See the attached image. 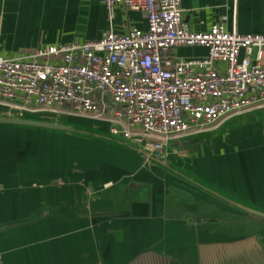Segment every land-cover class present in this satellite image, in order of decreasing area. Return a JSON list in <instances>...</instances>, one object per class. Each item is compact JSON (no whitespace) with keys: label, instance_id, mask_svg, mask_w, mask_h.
Returning <instances> with one entry per match:
<instances>
[{"label":"crops","instance_id":"1","mask_svg":"<svg viewBox=\"0 0 264 264\" xmlns=\"http://www.w3.org/2000/svg\"><path fill=\"white\" fill-rule=\"evenodd\" d=\"M182 9L194 33L223 24L264 36V0H182ZM133 29L147 32V18L122 4L110 16L101 0H0L4 58ZM176 56L202 59L207 50L183 47ZM1 135L0 264H264V230L243 238L211 231L194 206L169 200L172 187L236 214L206 188L264 210V107L170 144L163 158L176 173L73 142Z\"/></svg>","mask_w":264,"mask_h":264},{"label":"built area","instance_id":"2","mask_svg":"<svg viewBox=\"0 0 264 264\" xmlns=\"http://www.w3.org/2000/svg\"><path fill=\"white\" fill-rule=\"evenodd\" d=\"M101 1L110 16L120 4L142 12L147 32L111 31L93 42L0 56L5 113L108 125L163 157L174 142L264 107L263 35L230 33L223 24L191 32L182 0ZM183 47L205 48L208 56L179 59Z\"/></svg>","mask_w":264,"mask_h":264},{"label":"water","instance_id":"3","mask_svg":"<svg viewBox=\"0 0 264 264\" xmlns=\"http://www.w3.org/2000/svg\"><path fill=\"white\" fill-rule=\"evenodd\" d=\"M23 132L40 138L68 141L95 150H104L127 159L133 157L141 162L143 166H156L171 173L177 171L159 154L111 132L61 118L8 112L0 113V133ZM202 189L224 203L227 208H231L236 214L264 222L263 209L233 201L229 197L215 193L213 190ZM191 217L193 218V216Z\"/></svg>","mask_w":264,"mask_h":264},{"label":"trees","instance_id":"4","mask_svg":"<svg viewBox=\"0 0 264 264\" xmlns=\"http://www.w3.org/2000/svg\"><path fill=\"white\" fill-rule=\"evenodd\" d=\"M169 200L180 201L194 206L203 222L202 227L210 229L211 231L219 230L243 238L257 236L264 230L263 222L223 212L210 204L196 200L188 194L172 187L169 189Z\"/></svg>","mask_w":264,"mask_h":264},{"label":"rangeland","instance_id":"5","mask_svg":"<svg viewBox=\"0 0 264 264\" xmlns=\"http://www.w3.org/2000/svg\"><path fill=\"white\" fill-rule=\"evenodd\" d=\"M187 48V47H186ZM207 50V49H206ZM207 56H208V50H207ZM206 56V57H207ZM205 58V57H204ZM0 113H5V111L2 109V108H0ZM61 119H69V118H67V117H64V116H62V117H60ZM71 120V119H70ZM72 120H76V121H79V119H72ZM80 122H82V121H80ZM84 123V122H83ZM89 124V123H88ZM239 123L238 122H234V123H230V124H228V125H226L225 127H224V129H223V131H227V130H230V129H233L234 127H236V125H238ZM116 126V125H115ZM102 127H106V128H108V129H111L108 125H103ZM114 127V126H113ZM8 134H11V135H8L9 136V138L11 139V140H14V141H16V142H21V141H27L28 140V138H31L32 137V139H30V141L31 140H34L35 138H37L36 136H34V135H30V134H25L24 132L23 133H8ZM18 135V136H17ZM6 135H1L0 137L2 138V137H5ZM213 137V135L212 134H205V135H203V136H200L199 138H201L202 140H206V139H211ZM96 161H98L97 159H95ZM95 161V162H96ZM81 166H83L82 164H80Z\"/></svg>","mask_w":264,"mask_h":264},{"label":"flooded vegetation","instance_id":"6","mask_svg":"<svg viewBox=\"0 0 264 264\" xmlns=\"http://www.w3.org/2000/svg\"><path fill=\"white\" fill-rule=\"evenodd\" d=\"M262 244H263V246H264V240L262 241ZM225 264H227V263H225Z\"/></svg>","mask_w":264,"mask_h":264}]
</instances>
